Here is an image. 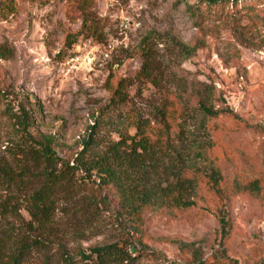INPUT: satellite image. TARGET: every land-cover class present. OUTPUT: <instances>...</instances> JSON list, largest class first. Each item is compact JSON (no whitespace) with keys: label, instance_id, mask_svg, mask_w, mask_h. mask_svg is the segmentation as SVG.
Returning a JSON list of instances; mask_svg holds the SVG:
<instances>
[{"label":"rangeland","instance_id":"rangeland-1","mask_svg":"<svg viewBox=\"0 0 264 264\" xmlns=\"http://www.w3.org/2000/svg\"><path fill=\"white\" fill-rule=\"evenodd\" d=\"M19 105L70 164L92 125L95 150L139 131L184 168L202 149L225 195L141 204L79 168L49 230L35 228L27 201L43 176L13 153ZM120 240L138 254L127 264H194L192 249L206 264H264V0H0V260L25 244L23 264L79 263Z\"/></svg>","mask_w":264,"mask_h":264},{"label":"trees","instance_id":"trees-1","mask_svg":"<svg viewBox=\"0 0 264 264\" xmlns=\"http://www.w3.org/2000/svg\"><path fill=\"white\" fill-rule=\"evenodd\" d=\"M199 1L210 7L237 2V0ZM126 83L125 78H119L113 92L121 91V87L126 86ZM202 109L207 115L217 113L209 107L204 106ZM13 119L14 126L16 125L14 155L18 159L30 161L38 170L37 174L43 176L40 186L29 195L27 201V210L35 228L49 230L48 223L55 215L57 199L61 193L73 189V180L79 168L87 173V178L91 179L94 176L101 184H113L127 199L134 197L141 204L160 202L176 207H190L195 204L193 196L196 191L212 194L219 199L225 195L222 172L215 159L205 157L202 149L195 152L185 168L187 161L182 160L180 155L171 158L169 153L159 154V148L151 144L149 138L139 131L133 136H124L107 144L104 149L95 150L98 142L95 138L96 126L92 125L82 140L81 150L73 158V164H70V160L57 154L53 134H40L38 137L31 135L32 119L22 105L13 112ZM159 163L169 167L170 174L155 181V178L150 176L148 168ZM185 169H190L193 174L187 176ZM237 186L246 191H258L260 188L257 181ZM132 205L137 209L140 204ZM219 221L225 225L223 216L219 217ZM26 250L25 244L16 246L6 256L5 261L0 260V264H23ZM192 253L194 264H206L205 260H200L196 250L192 249ZM78 254L79 263L74 262L73 258H66L63 264H127L133 263L138 256L130 251L126 240L94 246L87 251L81 249Z\"/></svg>","mask_w":264,"mask_h":264},{"label":"built area","instance_id":"built-area-1","mask_svg":"<svg viewBox=\"0 0 264 264\" xmlns=\"http://www.w3.org/2000/svg\"><path fill=\"white\" fill-rule=\"evenodd\" d=\"M71 59H73L75 62H79L80 61V56L79 55H75L73 58H71Z\"/></svg>","mask_w":264,"mask_h":264}]
</instances>
